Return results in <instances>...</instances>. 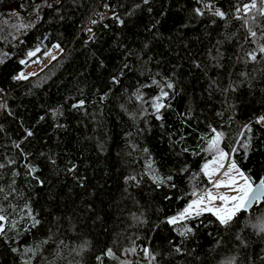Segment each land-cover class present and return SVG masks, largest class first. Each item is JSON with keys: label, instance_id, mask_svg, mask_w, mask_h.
Instances as JSON below:
<instances>
[{"label": "trees", "instance_id": "obj_1", "mask_svg": "<svg viewBox=\"0 0 264 264\" xmlns=\"http://www.w3.org/2000/svg\"><path fill=\"white\" fill-rule=\"evenodd\" d=\"M204 2L224 18L197 15V0H0V29L32 16L10 40L0 31V264H150L145 247L151 264H264V204L227 227L210 213L185 221L187 236L166 222L208 185L212 128L241 171L264 178V57L245 56L257 45L235 12L249 0ZM251 26L264 42V17ZM53 45L58 59L13 79L29 51ZM168 82L157 120L151 102ZM149 163L172 181L157 187Z\"/></svg>", "mask_w": 264, "mask_h": 264}, {"label": "snow or ice", "instance_id": "obj_2", "mask_svg": "<svg viewBox=\"0 0 264 264\" xmlns=\"http://www.w3.org/2000/svg\"><path fill=\"white\" fill-rule=\"evenodd\" d=\"M149 0H143L144 4H147ZM197 3L201 4L202 7L195 8L194 11L197 15H204V10L207 9L212 11V14L224 18L225 13L221 11L219 8H215L213 11V5L211 3H205L204 0H197ZM139 7V5H137ZM236 18L243 20V26L247 28L248 31V42L255 43L257 47L252 51L246 52L245 56L248 60L256 61L257 55L259 54L261 57H264V42L257 41V32L253 30L252 24L256 22L257 16L264 17V0H249L247 3H243L242 5L236 7ZM120 23H123L122 20H119V17H115ZM92 24H96V20L91 21ZM31 27V24H21L20 28H28ZM91 32V28L88 29ZM261 36H264V31L261 32ZM59 45H53V48H59ZM40 51L37 48L35 51H29L28 57L31 58L36 55V52ZM47 54V53H46ZM3 56H7V53L2 54ZM52 59H56L55 56L51 57ZM3 58H0V63H3ZM21 64H25V60L20 61ZM29 75H35V73H31ZM29 77L25 75L23 72L19 73L13 79L15 80H26ZM114 82H118L116 77H113ZM153 83H157L155 80ZM165 89H174V84L168 82L165 84L164 88H161L160 94L152 99L151 108L153 110V114L155 115L157 120L162 119V110L166 107H169L164 101L169 97V92ZM137 100H141L142 96L139 94V90H137L136 95ZM83 101H79L78 104H74L73 107H81L83 106ZM0 107H5V105H0ZM53 117L60 115L59 110H54L52 113ZM43 118V117H42ZM257 124L264 125V115L259 116L256 119ZM245 128H249V125H245ZM213 135L207 138V145L203 149V151L212 153L211 160L205 162L201 168V172L205 177L208 178L209 184L211 188H206L201 191L193 190L191 195L194 197L191 201L186 205V207L179 212L176 216L167 218L166 222L169 225L181 224L182 229L180 231L181 236H187L189 233L193 231L192 227L187 226L183 222L188 220H194L199 218L205 213H210L215 217L216 221H218L219 225L227 227L229 226L234 219L237 217V214L242 210L249 209L254 204H264V178H260L258 182L253 181V179L247 175L245 172L241 171L235 160H232L230 163L225 165L224 161L230 157V153L224 151L221 147V140L224 137V133L217 131L215 128L211 129ZM27 136H32L33 133L31 131L26 132ZM239 143V141H238ZM246 147V145H244ZM16 147L19 148L20 145L16 144ZM147 151V149H145ZM187 151V149H185ZM237 148L233 147L232 152H236ZM25 156L27 154H24ZM9 164H14V160H9ZM6 167L5 163L0 162V169ZM150 173L151 179L153 183L157 185V187L164 185L167 182L172 181L173 177L171 175L167 177H162L153 169L151 163L147 165ZM35 168H30L29 173L35 172ZM72 171V169H69ZM129 179L135 180L136 177H130ZM43 183V181H41ZM174 187L175 185H169ZM221 188L228 189L232 194H228L226 192L218 191ZM212 189H216L217 191H213ZM26 213L28 219L31 220L30 228H35L40 221L36 219L35 215L31 211L30 208L25 206L23 210ZM23 218V217H22ZM9 221V217L4 214V210L0 208V235H4L6 232L5 224ZM16 221L11 222V226H16ZM259 231L264 233V223L259 225ZM15 251V249H13ZM26 252H33L34 250L31 248H26ZM130 251L134 252L135 248ZM177 252H180L181 249L179 247L176 248ZM145 258L151 261L155 259L152 255L149 248L145 247L143 249ZM108 256H113L112 250L109 249L106 253ZM97 259H100L99 257ZM234 259L228 261V264H234ZM25 264H30V261H25Z\"/></svg>", "mask_w": 264, "mask_h": 264}, {"label": "rangeland", "instance_id": "obj_3", "mask_svg": "<svg viewBox=\"0 0 264 264\" xmlns=\"http://www.w3.org/2000/svg\"><path fill=\"white\" fill-rule=\"evenodd\" d=\"M9 19H14V18L10 17V15H9L7 20H9ZM25 19L32 20V16H26V17L22 16L20 21H18L17 23L15 21H10L9 20L10 22H8V23H10V27H6V28H1L0 29L1 32H4V36L1 37V38H3V40H10L11 37H15V35L17 34V31H21V29H22V28H20V25L21 24H25V22L27 21ZM60 55H62V52L60 51V48H53L52 46L48 47V49L45 52L41 53L40 55H37L34 58L31 57V59L27 63H25V65H23V68H22V70L19 73L23 72L29 78L30 77H35V76L38 75V73H41V70L44 69L53 60L58 59V57ZM52 56H55L56 59H52L51 58ZM31 73H35V75H29ZM231 161H232V159H231V157H229L228 159H226L224 161V163H225V165H227ZM207 180H208V178H207ZM206 188H211V185L209 184V181H208V185L204 189H206ZM204 189L202 188V190H204ZM212 190L214 192L217 191L216 189H212ZM218 191L226 192L228 194H232L231 192L228 191V189H225V188H221ZM193 198L194 197H192L191 199H193ZM191 199L185 204V206L179 212H181L186 207V205L191 201ZM178 213H176V214H174V215H172L170 217L176 216ZM262 223H264V221Z\"/></svg>", "mask_w": 264, "mask_h": 264}, {"label": "water", "instance_id": "obj_4", "mask_svg": "<svg viewBox=\"0 0 264 264\" xmlns=\"http://www.w3.org/2000/svg\"><path fill=\"white\" fill-rule=\"evenodd\" d=\"M80 101H83V100H80ZM76 104H78V103H76ZM257 182H258V181H257ZM254 205H255V206H258L259 204H254ZM252 206H253V205H252ZM252 206H251V207H252ZM251 207H250V208H251ZM250 208H249V209H250ZM249 209H247V210H249Z\"/></svg>", "mask_w": 264, "mask_h": 264}]
</instances>
